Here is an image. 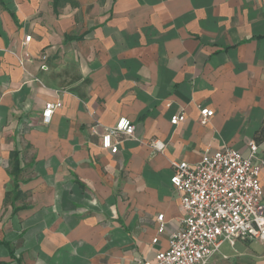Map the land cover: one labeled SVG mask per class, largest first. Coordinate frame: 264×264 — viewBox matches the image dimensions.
Here are the masks:
<instances>
[{
	"label": "crops",
	"instance_id": "1",
	"mask_svg": "<svg viewBox=\"0 0 264 264\" xmlns=\"http://www.w3.org/2000/svg\"><path fill=\"white\" fill-rule=\"evenodd\" d=\"M262 128L264 0H0V264L153 262L185 217L171 162L254 141L264 164ZM222 245L206 264H264Z\"/></svg>",
	"mask_w": 264,
	"mask_h": 264
},
{
	"label": "built area",
	"instance_id": "2",
	"mask_svg": "<svg viewBox=\"0 0 264 264\" xmlns=\"http://www.w3.org/2000/svg\"><path fill=\"white\" fill-rule=\"evenodd\" d=\"M30 39L25 37V42ZM59 107V102L45 103L41 123L48 125ZM199 116V124L204 126L213 111L199 107ZM184 119L181 113L171 116L169 122L176 126ZM133 132L132 122L120 118L115 125L104 127L101 148L116 154L119 138L133 137ZM150 147L155 152L163 150L158 141L150 142ZM248 148V157L224 147L205 152L195 165L171 162L170 184L180 196L185 217L181 227L169 234L167 250L155 254L153 262L139 264H206L223 243L233 247L237 242L257 241L264 250V196L259 179L264 164L255 160L254 141ZM157 221L162 232L163 216Z\"/></svg>",
	"mask_w": 264,
	"mask_h": 264
},
{
	"label": "rangeland",
	"instance_id": "3",
	"mask_svg": "<svg viewBox=\"0 0 264 264\" xmlns=\"http://www.w3.org/2000/svg\"><path fill=\"white\" fill-rule=\"evenodd\" d=\"M236 250H239L240 249V245L239 244H236L235 248ZM248 256L246 258H243L241 260H245V259H248V260H256L257 257L261 254V248L256 245V244H251L248 248ZM221 253L224 254V255H228V257H233L235 258L236 254H233V251L232 249H230L227 245V243H223L222 245V248H221Z\"/></svg>",
	"mask_w": 264,
	"mask_h": 264
},
{
	"label": "trees",
	"instance_id": "4",
	"mask_svg": "<svg viewBox=\"0 0 264 264\" xmlns=\"http://www.w3.org/2000/svg\"><path fill=\"white\" fill-rule=\"evenodd\" d=\"M57 1V0H55ZM257 141H263L264 140V128H262L256 135V138H255ZM19 172V169L18 167L16 168H13V174H16Z\"/></svg>",
	"mask_w": 264,
	"mask_h": 264
}]
</instances>
